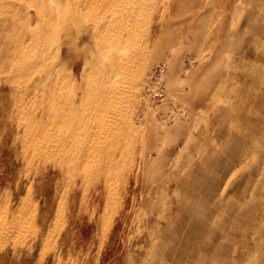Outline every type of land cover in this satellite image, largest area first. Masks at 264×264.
I'll return each instance as SVG.
<instances>
[{"label":"rangeland","instance_id":"rangeland-1","mask_svg":"<svg viewBox=\"0 0 264 264\" xmlns=\"http://www.w3.org/2000/svg\"><path fill=\"white\" fill-rule=\"evenodd\" d=\"M129 12L123 47L140 59L125 127L95 154L118 151L106 188L88 185L90 164L76 189L57 154L17 132L39 117L0 68V264H264V0H144ZM82 32L63 43L77 73L95 51ZM7 36L0 24V65Z\"/></svg>","mask_w":264,"mask_h":264},{"label":"bare ground","instance_id":"bare-ground-1","mask_svg":"<svg viewBox=\"0 0 264 264\" xmlns=\"http://www.w3.org/2000/svg\"><path fill=\"white\" fill-rule=\"evenodd\" d=\"M142 2L144 0H0V24L8 30L6 60L0 68L16 72L10 82L18 83L22 110L39 117L36 124L17 125V132L24 131L31 147L46 158L57 154L52 164L55 168L69 169L76 189L82 171L90 164H94L99 173L90 182L83 177L85 185L98 180L106 188L108 174L118 164L117 148L107 157L94 158L95 154L103 155L100 142L105 137L120 134L126 124L132 75L140 58L123 44L135 38L137 16L129 9ZM16 14L25 17L21 33L17 31L19 16L17 18ZM83 27L90 32L95 51H91L92 59L85 60L77 73L74 66L67 70L62 62L66 54L63 43L76 36L83 37ZM62 28L65 30L61 33ZM50 56L56 63L48 62ZM82 138L90 139V143L71 154L75 147L70 143H78ZM47 141L52 142L47 144ZM15 222L6 227V231H17L19 223ZM39 229H43V225Z\"/></svg>","mask_w":264,"mask_h":264}]
</instances>
